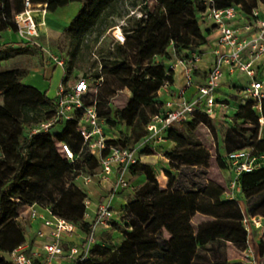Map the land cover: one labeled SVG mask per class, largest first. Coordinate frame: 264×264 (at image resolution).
<instances>
[{
  "label": "trees",
  "instance_id": "16d2710c",
  "mask_svg": "<svg viewBox=\"0 0 264 264\" xmlns=\"http://www.w3.org/2000/svg\"><path fill=\"white\" fill-rule=\"evenodd\" d=\"M118 1L31 0L34 5L47 3V13H55L71 2L82 4L63 30L70 38V60L62 80L67 86L86 37ZM215 1L218 7L238 6L245 14L264 4V0ZM140 8L142 16H130V24L122 27L125 42L116 44L110 59H104L102 70L96 74L103 83L105 76H114L132 95L117 109L114 118L108 98L100 88L102 83L96 87L95 97L86 98L90 91L84 97L85 105L95 104L104 121L108 145L134 147L149 136L147 125L163 111L167 99L159 98V92L165 81H173L172 62L188 58L193 52H204L211 41L212 28L200 20L206 8L204 0H145ZM24 10L25 0H0V62L41 49L16 30L14 16ZM10 33L16 37H11ZM170 45L174 52L168 50ZM25 76L22 68L0 71V264H14L9 255L28 241L17 223L22 207L33 204L49 207L53 213L72 221L86 237L94 225L85 218L88 197L73 182L83 172L94 175L100 166L98 156L89 150L78 130L83 110L72 119L58 120L48 130L33 132L36 126L56 116L58 103L47 90L40 91L23 83ZM236 87L244 85L236 84ZM221 102L233 103L228 98ZM255 103L251 98L245 103H236L229 120L243 124L228 130L226 140L233 143L227 146L226 154L217 155L220 170H235L236 159L230 155L242 149L249 148L257 156L252 170H243L235 176L246 211L237 198L225 196L224 185L211 181L197 188L193 178L186 181L180 176L182 167L195 168L207 162L205 148L194 146L189 136L180 133L185 126L193 130L199 123L211 119L205 113H197L180 127L169 128L165 133V139L183 147L181 151L167 153L170 167L179 173L167 170V187L160 185L154 167L141 161L143 154L153 153V146L147 144L139 148L138 160L130 167L132 178L117 194L129 188H134L135 192L128 196L123 221L115 218L111 221V225L123 233L120 246L112 250L95 241L88 258L69 259L68 263L60 264H248L242 258L249 247L244 219L246 215L264 219V150L251 148L246 137L250 132L256 140L260 127L264 128L261 123L264 99L261 110L255 108ZM148 106H152L153 111L150 120ZM59 122L64 125L60 133H54L52 129ZM119 123L131 126L132 133L123 134L119 139L112 136L109 126ZM61 142L68 143L77 155L74 162L66 159ZM148 147L151 150H146ZM38 170H51L54 174L32 173ZM188 216H199L192 224L193 245L183 243L170 230L177 221ZM259 254L264 258V236L259 243Z\"/></svg>",
  "mask_w": 264,
  "mask_h": 264
},
{
  "label": "built area",
  "instance_id": "2783aa9c",
  "mask_svg": "<svg viewBox=\"0 0 264 264\" xmlns=\"http://www.w3.org/2000/svg\"><path fill=\"white\" fill-rule=\"evenodd\" d=\"M204 2L206 8L201 12L200 20L203 24L211 22V25L206 26L211 27L212 33L215 32L216 36L214 40L210 41L206 51L193 52L188 58H178L172 62L170 70L174 72L181 68L184 84L177 90H171L172 82L165 81L162 89L166 90L168 98L163 106V111L155 115L147 125L149 136L144 141L134 147L108 145L105 123L100 118L95 104L86 106L84 102L85 95L91 89L86 78L77 80L73 86H67L64 82L59 85L55 95L58 103L56 116L36 126L33 132L48 130L58 120L72 119L79 110H83L78 130L89 150L98 156L99 168L103 176L113 179L111 186V195L113 196L117 194L118 190L128 186L130 167L137 162L141 146L163 140L167 129L180 127L197 113L202 112L214 118L218 114L216 108L219 103L222 107H231V104L222 103L216 98V93L227 74L243 73L247 76L249 81L246 84L235 83L234 88L239 93L236 99L237 103H245L251 98L256 102L255 108L261 110V101L264 99V12L262 8H254L250 14H245L235 5L218 7L215 0H204ZM47 5V3L34 5L31 0H25V10L14 16L13 22L18 34L33 45L37 44L38 39L43 35L41 30L43 22H40L37 17L40 14H47ZM121 37V42L124 43L125 35L121 33ZM206 53H210L212 57L204 71L202 64ZM50 56L56 65L65 69L64 58L54 54ZM202 69L204 72L201 76ZM198 78H200L199 81ZM102 81L103 79L96 87ZM236 84L244 85V87L237 88ZM192 87L196 89L195 94L191 98H187L186 92ZM231 108L233 111L236 106ZM261 123H264V118H261ZM61 149L70 162L77 159V155L68 143L61 142ZM230 156L236 159L237 173L243 170H252L257 160V156L249 148L237 151ZM85 203L87 206L85 216L90 217V199L87 198ZM29 206L30 217L41 220L45 226L50 228L49 233L38 232L39 237L49 238L43 244L45 256L41 259L37 253L30 250L28 243H25L9 255L14 264H59V260L62 258L86 259L99 229L109 227L114 218L112 198L107 197L96 204L92 218L93 229L91 234L86 237V243L70 245L67 237L79 231L72 221L53 213L49 207L38 204ZM251 219L257 226L262 224V217H251ZM245 221L247 218L244 219ZM66 245H68V249H66ZM250 264H256V261H250Z\"/></svg>",
  "mask_w": 264,
  "mask_h": 264
},
{
  "label": "rangeland",
  "instance_id": "374dc122",
  "mask_svg": "<svg viewBox=\"0 0 264 264\" xmlns=\"http://www.w3.org/2000/svg\"><path fill=\"white\" fill-rule=\"evenodd\" d=\"M145 0H119L115 7L111 9L102 21L92 30L90 34L86 37L85 45L79 55L77 66L69 78L68 85L73 86L77 80L81 78H87L91 89L87 94L86 98H93L96 95V86L98 85L99 78H96L97 72L102 70L104 61L110 59L111 51L115 48L118 42H121V33L124 35L123 26H128L129 17L136 16L139 17L141 14V5ZM150 2V0H147ZM80 2H71L67 6H64L58 9L55 13H47L45 19L42 18L40 14L37 19L40 22H43L41 30L43 35L38 39V43L35 44L40 47V50L34 49L32 54H21L16 57H13L8 60L0 62V71L12 68H22L25 70L26 76L23 78L22 82L33 86L40 91H46L50 97H55L59 85L62 83L65 70L68 68V62L70 60L69 50H70V38L68 35L64 34L63 30L66 25L75 17L78 13L80 7ZM38 7V6H35ZM38 14V13H37ZM208 23L205 25H211ZM170 52H174L172 45L168 47ZM207 48L205 47V51ZM51 54L60 56L65 59L66 65L65 69L62 66L56 65L51 60ZM112 58V57H111ZM105 59V60H104ZM169 63L167 67H169ZM208 65L205 63L203 65L204 71L207 69ZM203 69L201 71L204 72ZM241 75L240 77H238ZM233 77V76H232ZM238 78L241 83L246 84L248 82L247 76L243 73L234 75ZM231 79V78H230ZM234 80V79H233ZM231 82V81H230ZM233 85V83H229ZM102 92L106 94L108 98V105L112 110V118L115 117L116 111L118 108L124 106L126 99L132 95V93L127 88H122L120 82L114 76H105V82H102L100 87ZM236 91V92H235ZM231 93V97H230ZM238 95V90H231L228 86L222 84L217 93L216 98L223 100L230 97L232 100H236L234 96ZM159 98L165 99V95H160ZM0 101H2V94H0ZM218 114L211 118L207 122L199 123L196 129L191 130L189 126H185L180 131L184 136H189L191 143L196 145H201L206 150L207 162L204 166H198L195 168L192 167H182V173L180 176L184 180L189 181L191 178L195 180V186L197 188H203L207 185L208 182L215 181L220 183L227 188V193L231 197H235L239 200L242 208L246 211V202L243 195L237 191V185L235 182V176L237 173L235 164V170L225 171V174L222 170L219 169L217 164V155H224L227 151V146L232 145L233 142L226 140V133L228 130L234 126L240 127L243 123L239 120H229V115L232 113L230 108L225 106L222 107L219 103ZM220 111V112H219ZM152 106L147 107V113L149 114V120L152 118ZM63 122L57 123L52 131L54 133H60V130L63 127ZM109 126V125H108ZM246 126L254 130L249 123H246ZM112 136L119 139L123 134H131L132 127L125 124L119 123L113 126H109ZM146 128V125H145ZM247 141L250 142V147H257L264 150V128L260 127L259 136L256 140H253V135L250 132H247ZM259 140H262L259 143ZM153 142V141H151ZM152 154H143L141 161L149 163L154 166V171L156 172L157 178H162L165 175L168 178V171L179 174L172 167H170V158L167 153L176 150H183V147L171 142L168 139L163 138V140L158 142H153ZM146 146V145H144ZM146 150H151L146 149ZM155 150V151H154ZM149 152V151H148ZM148 155V156H146ZM70 164V163H69ZM99 170V169H98ZM96 170V171H98ZM59 172V171H57ZM32 173H42V174H54V171L51 170H38L32 171ZM93 177V175H92ZM74 184L80 187L87 195V197L93 202H99L103 199V193L111 195L110 191L103 190L101 184L97 181L96 178H92L87 173H81L74 179ZM91 185H94L96 191H93ZM202 186V187H201ZM108 192V193H107ZM135 192L134 188H129L125 192L121 193L122 198H115V195L112 197V208L114 209V218L117 221H123L124 206L128 203V196L133 195ZM25 207L20 208L19 217L17 223L25 231V236L27 239H35L34 230L32 228V220L27 217ZM89 209V211H90ZM86 220L92 221V217H86ZM247 221L244 222L245 226L248 229V240H249V249L246 250L243 254V259L250 264V261H256V264H264V258L259 254V243L264 236V219L262 218L261 225L257 226L251 216L246 215ZM258 219V218H257ZM199 220V216L194 218L188 216L180 219L170 227V230L175 233L178 238L185 244L193 245V222ZM123 233L121 230L115 229L113 225L110 224L107 228H100L99 233L96 235L95 241L100 242L105 248H111L115 250L120 246ZM86 236H82V241L86 243ZM95 241L91 244H95Z\"/></svg>",
  "mask_w": 264,
  "mask_h": 264
},
{
  "label": "crops",
  "instance_id": "0c3cea01",
  "mask_svg": "<svg viewBox=\"0 0 264 264\" xmlns=\"http://www.w3.org/2000/svg\"><path fill=\"white\" fill-rule=\"evenodd\" d=\"M261 8H262V11L264 12V4L261 6ZM4 34H6V33H4ZM11 37H16V35H13V34H9ZM215 36H216V33L215 32H213L211 35H210V39H211V41L212 40H214V38H215ZM211 55H210V53H206L205 54V58H204V62H203V64H202V67H203V65L205 64V63H207V65H208V61H209V59H211ZM204 69V68H203ZM236 74H239V73H234V74H232V75H230V74H227L225 77H224V79H223V81H222V84H224V85H226V86H228L231 90H233V92H234V90H236L234 87H235V83H241V81L240 80H238V78H236V77H234V75H236ZM233 76V77H232ZM241 75H239L238 77H240ZM231 78V79H230ZM234 79V80H233ZM200 80V78H198V81ZM247 80L249 81V79L247 78ZM231 81V82H230ZM229 83H233V85H229ZM184 84V76H183V73H182V69L181 68H178L176 71H174V74H173V81H172V84H171V90H177L179 87H181L182 85ZM221 84V85H222ZM195 91H196V89H195V87H192V88H189L188 90H187V92H186V96H187V98H191L194 94H195ZM236 92V91H235ZM159 94L160 95H165V97L166 98H168V95H167V92H166V90L165 89H161L160 90V92H159ZM230 97H231V93H230ZM230 97H228V99H230L231 101H233V103L231 104V107H234V106H236V103H237V100H232ZM236 99L238 98L237 97V95L236 96H234ZM165 98V99H166ZM226 99V98H225ZM224 100V99H223ZM236 101V102H235ZM231 107H229V108H231ZM232 109V108H231ZM231 109H230V111H231ZM220 112V111H219ZM146 156H148V155H146ZM142 157V156H141ZM154 167V166H153ZM99 169V170H98ZM97 170L98 171H95V174L93 175V177L91 176V179L92 178H96L97 179V181L101 184V186H102V188H104L103 190H106V191H110V189H111V186H112V178L111 179H107V178H105L104 176H103V173H102V171H101V169L100 168H98ZM223 171V173L225 174V171H228V170H226V169H224V170H222ZM226 175V174H225ZM128 177H129V179L130 178H132V175H131V173H129L128 174ZM158 180H159V183H160V185L162 186V187H167V185H168V182H169V179L165 176V175H163V177L160 179V178H158ZM91 188H92V190L93 191H96V189L95 188H97V187H95L94 185H91ZM237 191L238 192H240V188L237 186ZM97 192V191H96ZM108 193V192H107ZM103 199L102 200H104V199H106L107 197H109V198H111L112 196L111 195H107L106 196V193L104 192L103 194ZM122 196V194H116L115 196H114V199L115 198H122L121 197ZM226 197H228V198H232L230 195H228V193L226 192V195H225ZM102 200H100V201H102ZM99 201V202H100ZM99 202H97V203H99ZM96 202H93L92 201V207H91V209H90V214H91V217L93 218V216H94V211H95V208H96V204H97ZM29 207L30 206H26L25 208V213H26V215H27V217H29L31 220H32V228L30 227L29 229L30 230H34V233H35V236H36V238L35 239H33V240H29L28 239V241H27V243H28V245H29V248H30V250L31 251H33L34 253H37V255H38V257H40L41 259H43L44 258V256H45V252H44V249H43V244L46 242V241H48V237H39V235H38V232L39 231H43V232H45V233H49L50 232V228L49 227H47V226H45L43 223H42V221L41 220H39V219H32L31 217H30V214H29ZM82 236H84V233L83 232H81L80 230L76 233V234H74V235H72V236H70V237H67V239L69 240V242H70V245H79V244H81L83 241H82ZM68 258H62L61 260H59V264L60 263H68Z\"/></svg>",
  "mask_w": 264,
  "mask_h": 264
},
{
  "label": "bare ground",
  "instance_id": "6f19581e",
  "mask_svg": "<svg viewBox=\"0 0 264 264\" xmlns=\"http://www.w3.org/2000/svg\"><path fill=\"white\" fill-rule=\"evenodd\" d=\"M45 16H46V14H43V16H42V18H41V19H45Z\"/></svg>",
  "mask_w": 264,
  "mask_h": 264
}]
</instances>
